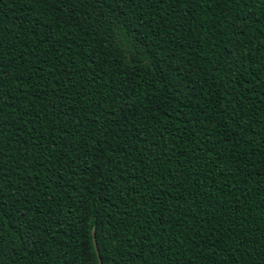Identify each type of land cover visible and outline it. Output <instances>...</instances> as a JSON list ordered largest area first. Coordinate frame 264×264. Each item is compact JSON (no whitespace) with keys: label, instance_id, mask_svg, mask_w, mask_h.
<instances>
[{"label":"trees","instance_id":"obj_1","mask_svg":"<svg viewBox=\"0 0 264 264\" xmlns=\"http://www.w3.org/2000/svg\"><path fill=\"white\" fill-rule=\"evenodd\" d=\"M99 263L264 264V0H0V264Z\"/></svg>","mask_w":264,"mask_h":264},{"label":"water","instance_id":"obj_2","mask_svg":"<svg viewBox=\"0 0 264 264\" xmlns=\"http://www.w3.org/2000/svg\"><path fill=\"white\" fill-rule=\"evenodd\" d=\"M92 236H93L94 246H95V248H96V243H95V238H94V231H93V229H92ZM99 264H100V263H99Z\"/></svg>","mask_w":264,"mask_h":264}]
</instances>
